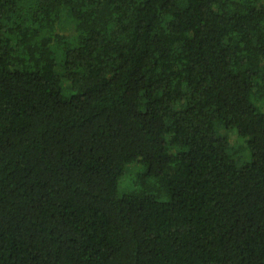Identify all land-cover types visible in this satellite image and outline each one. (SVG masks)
<instances>
[{"label":"trees","instance_id":"16d2710c","mask_svg":"<svg viewBox=\"0 0 264 264\" xmlns=\"http://www.w3.org/2000/svg\"><path fill=\"white\" fill-rule=\"evenodd\" d=\"M0 264H264V0H0Z\"/></svg>","mask_w":264,"mask_h":264},{"label":"rangeland","instance_id":"374dc122","mask_svg":"<svg viewBox=\"0 0 264 264\" xmlns=\"http://www.w3.org/2000/svg\"><path fill=\"white\" fill-rule=\"evenodd\" d=\"M234 139L236 140L235 136ZM145 169L146 167L144 164H139V166L137 164L135 166L129 165L127 167V174L125 175V178L121 181L120 192L124 193L138 188V185L135 184V181L138 179L139 174ZM168 198L169 196L167 194L160 196V199L162 200H167Z\"/></svg>","mask_w":264,"mask_h":264}]
</instances>
